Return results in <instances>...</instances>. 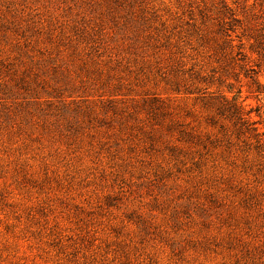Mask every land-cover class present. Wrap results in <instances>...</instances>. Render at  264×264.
<instances>
[{
    "label": "rangeland",
    "instance_id": "obj_1",
    "mask_svg": "<svg viewBox=\"0 0 264 264\" xmlns=\"http://www.w3.org/2000/svg\"><path fill=\"white\" fill-rule=\"evenodd\" d=\"M0 264H264V0H0Z\"/></svg>",
    "mask_w": 264,
    "mask_h": 264
}]
</instances>
